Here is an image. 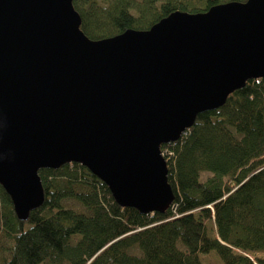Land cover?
<instances>
[{"label":"water","instance_id":"water-1","mask_svg":"<svg viewBox=\"0 0 264 264\" xmlns=\"http://www.w3.org/2000/svg\"><path fill=\"white\" fill-rule=\"evenodd\" d=\"M73 0H0V185L26 221L41 169L87 167L122 207L174 201L161 146L264 78V0L91 39Z\"/></svg>","mask_w":264,"mask_h":264},{"label":"trees","instance_id":"trees-1","mask_svg":"<svg viewBox=\"0 0 264 264\" xmlns=\"http://www.w3.org/2000/svg\"><path fill=\"white\" fill-rule=\"evenodd\" d=\"M246 0H73L91 39L145 30L175 11ZM174 201L164 213L122 207L87 167L41 169L44 203L20 220L0 185V264H264V78L198 115L163 144ZM208 173L204 180L202 175ZM212 221L216 236L206 225ZM253 255V256H252Z\"/></svg>","mask_w":264,"mask_h":264},{"label":"rangeland","instance_id":"rangeland-1","mask_svg":"<svg viewBox=\"0 0 264 264\" xmlns=\"http://www.w3.org/2000/svg\"><path fill=\"white\" fill-rule=\"evenodd\" d=\"M207 176H209L208 173H204L202 175V179L204 180ZM206 225L208 227V231L212 236H216L215 231V225L212 221H206ZM253 256V255H252ZM254 256L262 257L264 258V253H257ZM202 262L203 264H223V262L220 260V258L217 256L215 252H210L207 255H202Z\"/></svg>","mask_w":264,"mask_h":264}]
</instances>
